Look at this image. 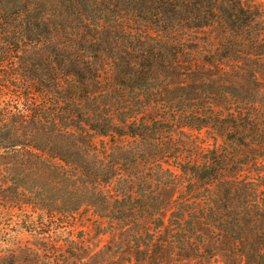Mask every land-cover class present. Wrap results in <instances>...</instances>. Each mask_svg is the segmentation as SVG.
<instances>
[{"label":"trees","instance_id":"obj_1","mask_svg":"<svg viewBox=\"0 0 264 264\" xmlns=\"http://www.w3.org/2000/svg\"><path fill=\"white\" fill-rule=\"evenodd\" d=\"M259 18L244 0H0V97L14 86L26 101L0 111V155L9 154L4 171L11 178L6 188L21 190L17 203L68 220L90 207L99 216L130 221L154 215L163 224V207L143 203L124 211L122 205L147 194L123 171L152 159L157 182L187 176L206 216L240 236L245 220L264 214L262 104L242 92L241 82L223 81L214 89L207 82L174 86L170 80L199 50L197 30L212 25L223 30L218 42L226 62L259 63ZM178 89L185 92V113L172 120L166 112L149 114L176 109ZM176 127L221 129L231 147L214 143L181 159L172 137ZM107 137H128L138 148L155 150L123 146L109 165L98 147ZM246 165L263 169L250 180L239 175ZM118 176L128 180L127 189L111 196L107 186ZM197 183L204 191L196 192Z\"/></svg>","mask_w":264,"mask_h":264},{"label":"rangeland","instance_id":"obj_2","mask_svg":"<svg viewBox=\"0 0 264 264\" xmlns=\"http://www.w3.org/2000/svg\"><path fill=\"white\" fill-rule=\"evenodd\" d=\"M244 2L258 10L259 21L264 27V0ZM196 33L199 50L176 67L170 83L178 86L207 82L214 85V89H219L218 84L223 81L237 86L241 82L242 92L250 95L255 102H261L260 109H264V55L259 63L256 59L226 62V54L218 42L224 34L219 26L212 25ZM174 93L180 95L175 98L180 101L176 109H149V114L166 112L169 119H176L185 113L187 109H182L185 92L178 89ZM24 102V91L8 86L0 97V111H15L14 105ZM219 110L222 114L227 111ZM210 130L176 127L172 137L174 145L183 151L181 159L198 153L203 146L206 150L214 143L225 149L231 147L221 129ZM131 140L128 137H116L114 140L107 137L105 142L98 141V147L104 152L103 157L109 165L114 164L113 153L123 146L143 152L155 150L146 144L138 148ZM1 153L0 264H264V214L258 216L253 213L243 223L241 235H232L206 216L204 200L195 199L200 194L190 192V178L181 174L176 183L172 180L168 182L166 179H171L169 176L163 178L165 183L157 182L152 159L145 164L144 161L131 162L132 156L125 157L133 165H128L130 169L123 171V175H134V183H143L147 194L145 197L135 194V200L122 205L124 211L142 209L143 206L139 205L143 203L144 207L150 203L163 207V224L157 223V216L154 215L139 217L136 214L130 221L117 220L99 216L90 207H83L68 220L49 209L21 205L17 203L21 190L15 192L6 188L11 184V178L4 171L9 154L5 150ZM164 165L176 169L172 165ZM262 169L259 165H246L239 175L252 180ZM120 178L118 176L111 181L107 194L112 196L118 193V189H127L128 180ZM142 180L149 181L146 184ZM196 186V192L205 189L203 183Z\"/></svg>","mask_w":264,"mask_h":264}]
</instances>
